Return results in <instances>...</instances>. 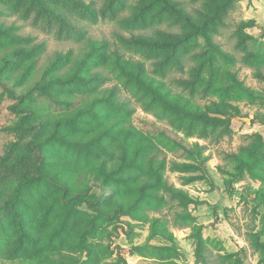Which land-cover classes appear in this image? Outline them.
Listing matches in <instances>:
<instances>
[{
  "label": "rangeland",
  "instance_id": "1",
  "mask_svg": "<svg viewBox=\"0 0 264 264\" xmlns=\"http://www.w3.org/2000/svg\"><path fill=\"white\" fill-rule=\"evenodd\" d=\"M177 1L191 13L200 6L199 0ZM74 2L44 0L54 13L75 21L78 31L60 25L32 0H0V26L12 32L0 31V59H5L0 163L33 158L24 152L31 137L27 121H34L41 128L40 138L47 140L49 130L55 131L56 114L72 111L93 92L112 90L115 103L95 104L99 118L89 111L81 115L85 130L59 125L71 136L88 135L106 122H116V128L101 134L102 145L93 142L79 148L55 131L48 149L91 173L102 169L104 158L105 174L89 176L90 195L101 204L130 198L138 214L99 218L86 240L92 259L83 248L55 238L48 246L22 240L24 250L19 249L24 256L16 250L15 226L0 227V247L15 248V254L0 250V264H39L42 251L63 264H264V146L252 171L237 176L233 167V155L245 153L256 135L264 140V0H234L210 36L212 45L197 35L174 49L130 41L184 31L155 1ZM91 41L96 49L83 67L96 72L95 78L87 83L62 78ZM128 71L151 79L187 107L220 122L206 124L171 111ZM55 93L79 99L68 103ZM229 108L239 114L229 116ZM174 138L190 150L180 148ZM118 139L124 140L123 153ZM132 149L138 152L136 159ZM146 177L143 186L139 182ZM52 188L39 187L27 195L33 215L23 209L40 233L45 224L37 219L50 203ZM94 215L83 204L76 221L87 223Z\"/></svg>",
  "mask_w": 264,
  "mask_h": 264
},
{
  "label": "trees",
  "instance_id": "2",
  "mask_svg": "<svg viewBox=\"0 0 264 264\" xmlns=\"http://www.w3.org/2000/svg\"><path fill=\"white\" fill-rule=\"evenodd\" d=\"M40 6L43 13L52 16L56 21L72 30H80V26L70 18H65L57 15L51 9L47 8L44 0H32ZM70 4H76L74 0H61ZM158 3L162 11H167L181 27L185 28L180 34L164 33L165 38L158 37H132L130 41L137 45H146L151 47H183V44L188 38L200 35L207 40L209 45H212L211 34L216 30L217 26L222 22L223 16L231 8L234 0H199L200 6L194 9L191 13L180 6L177 0H152ZM2 33H12L5 31V28L0 26ZM96 43L88 42L81 50V59L77 64L68 68V73L62 78L74 80L81 83H87L95 78V74L89 69H85L83 64L89 60L91 53H94ZM63 56V55H62ZM5 59H0V80L3 74V67L1 62ZM129 76L140 87L144 88L154 100L158 101L164 107L169 108L178 114H185L191 119L203 121L206 124H216L220 119L210 117L205 112H200L193 108H189L184 104L177 95H169L156 86L151 79H142L139 75H132L128 71ZM99 76V75H98ZM54 82L57 77H53ZM57 99L64 100L65 102H75L79 99V95L71 97L69 94L61 95L55 93ZM99 101H106L115 103L116 98L112 90H100L89 94L85 100L75 109L68 112H60L54 116L55 131L61 133L63 137L67 138L66 143L73 144L79 148L88 147L93 142H101V134L110 129L116 128V122H106L104 126L96 131L86 134H74L68 136L64 132L60 124H69L73 127L78 126L80 129L85 130V125L81 120V115L89 111L96 117H100V111L95 108V104ZM229 116H236L239 111L235 108H229L225 111ZM20 126H23L20 123ZM28 129L31 131V137L24 146V152L28 155H33L31 160L19 157L14 163H0V217L6 214V219L0 221V227L5 230V226L13 225L17 229L19 236L15 241L16 250L26 256L23 247L20 245L21 241H40V244L48 246V243L55 238L58 243H67L71 247L83 248L87 251L88 257H91V247L87 244V236L94 234V227L97 225V220L104 217H117L119 215L134 216L138 214L137 207L134 201L130 198H122L121 201H114L109 204H101L97 202L90 195L89 176L92 174L96 177L104 175L105 159H102V169L95 168L91 173L89 170L77 166L72 161L63 158L61 155L54 154L48 148L53 144L55 131L49 130L47 140H42L40 137L41 128L34 123L28 122ZM25 127V126H23ZM88 130V129H87ZM110 134V133H108ZM113 134V133H112ZM111 135V134H110ZM176 144L184 149L190 150L189 147L182 141L174 138ZM124 140L118 139V146L122 147L124 152ZM264 140L260 135H256L253 142L247 147L245 153L233 155V167L237 176H242L244 172H250L256 168L260 161ZM107 147H103L104 151ZM131 156L136 159L138 152L136 149L131 150ZM113 164V163H112ZM93 170V169H92ZM97 173L99 175H97ZM98 179V178H97ZM99 180V179H98ZM149 178L141 179L139 183L143 186L147 185ZM157 183V181H154ZM51 185L52 196L49 204H44L41 209V217L37 219L38 222H44L45 228L40 233L34 225L29 223L26 213L23 209H29L30 203L27 195L31 191H36L39 187ZM87 205L95 212V215L88 218L87 223H80L76 221L78 208L82 205ZM54 207V208H53ZM32 213V209H29ZM199 238L197 243L200 244ZM18 245H20L18 247ZM15 246V245H14ZM13 246L2 248L8 253L15 254ZM201 257V254H199ZM63 259L70 257L61 256ZM18 258V257H16ZM39 264H63V261L51 256V254L42 251L38 255ZM202 258V257H201ZM20 264H32L28 260H19ZM72 264V263H68Z\"/></svg>",
  "mask_w": 264,
  "mask_h": 264
}]
</instances>
